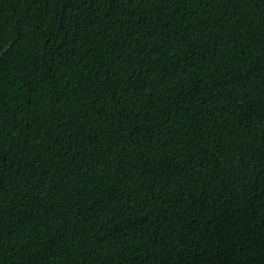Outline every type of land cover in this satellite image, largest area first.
<instances>
[{
	"label": "trees",
	"instance_id": "1",
	"mask_svg": "<svg viewBox=\"0 0 264 264\" xmlns=\"http://www.w3.org/2000/svg\"><path fill=\"white\" fill-rule=\"evenodd\" d=\"M0 264H264V0H0Z\"/></svg>",
	"mask_w": 264,
	"mask_h": 264
}]
</instances>
